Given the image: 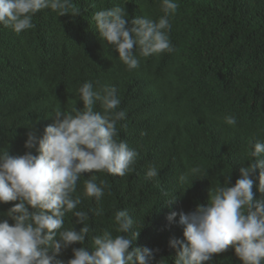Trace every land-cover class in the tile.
<instances>
[{"label":"trees","instance_id":"16d2710c","mask_svg":"<svg viewBox=\"0 0 264 264\" xmlns=\"http://www.w3.org/2000/svg\"><path fill=\"white\" fill-rule=\"evenodd\" d=\"M126 2L74 0L79 14L57 17L44 10L35 15V27L19 35L0 26V152L23 155L27 133L41 136L55 110L82 109L78 89L84 82L114 86L121 100L117 110L126 112L117 125L119 138L137 151V161L134 171L122 177L95 173L97 182L108 184L105 196L99 204L82 199L78 207L92 210L91 235L113 228L115 212L127 209L133 230H140L133 246L158 249L152 264H174L169 240L182 239L183 227L176 222L179 215L170 223L168 213L206 204L217 181L223 184L228 175V186L234 185L239 169L252 159V145L264 141V0H177L169 30L175 50L141 57L132 71L99 38L94 14L117 5L129 19L158 20L164 13L162 0ZM96 110L101 111L99 103ZM228 115L236 117L234 127L224 122ZM153 166L159 175L146 180ZM194 167L206 177L193 175ZM258 173L253 174L254 199L262 195ZM81 175L74 195L82 194L92 173ZM14 203L0 204V212ZM97 208L103 215L94 214ZM74 221L68 214L64 226L72 222L79 230L83 225ZM85 245L91 247L90 238ZM80 246L60 253L58 264H66L72 248ZM212 264L242 261L230 246L213 254Z\"/></svg>","mask_w":264,"mask_h":264},{"label":"clouds","instance_id":"9594fccd","mask_svg":"<svg viewBox=\"0 0 264 264\" xmlns=\"http://www.w3.org/2000/svg\"><path fill=\"white\" fill-rule=\"evenodd\" d=\"M178 7L177 0H162L164 15L153 20L148 16L129 19L123 5H117L97 11L93 20L99 38L132 71L140 66L141 57L175 50L169 30L170 17ZM44 10L57 17L80 12L74 0H0V26L19 35L34 28L35 15ZM78 94L83 108L73 106L68 114L55 110L49 115L53 122L41 136L27 133L23 155L0 152V204L15 202L0 212V264H58L56 257L74 244L81 246L72 248L66 264H152L159 251L133 246L140 230H133L127 209L115 212L113 228L91 235L95 233L89 222L92 210L78 206L82 199L99 204L105 196L108 184L97 182L95 173L122 177L134 171L138 153L119 138L117 125L126 119V112L117 110L121 100L114 86L94 88L91 82H84ZM97 103L101 111L96 110ZM224 122L233 127L237 124L232 115ZM249 156L251 161L239 169L240 178L234 185L228 186V175L223 184L217 181L206 204H197L187 213H168L170 223L179 215L176 222L183 227L182 239L169 240L176 251L174 264H212L213 254L224 253L230 246L242 264H264V141L254 143ZM257 169V191L262 195L254 199ZM86 172L92 175L84 181L82 194L74 195ZM191 172L201 178L207 175L199 167ZM158 175L156 167H149L145 179ZM68 214L75 217V224L83 225L79 230L72 222L70 227L64 226ZM94 214L103 215V209L97 208ZM86 237L91 239V247L85 245Z\"/></svg>","mask_w":264,"mask_h":264}]
</instances>
